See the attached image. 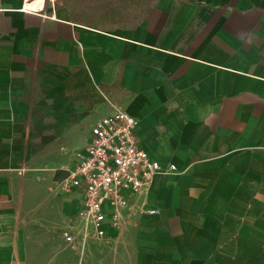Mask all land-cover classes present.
I'll use <instances>...</instances> for the list:
<instances>
[{
    "label": "crops",
    "instance_id": "obj_1",
    "mask_svg": "<svg viewBox=\"0 0 264 264\" xmlns=\"http://www.w3.org/2000/svg\"><path fill=\"white\" fill-rule=\"evenodd\" d=\"M32 1L0 0V264H30L28 173L59 181L76 166L97 86L178 170L132 195L121 229L71 249L77 263L52 264H264V0H153L105 29ZM58 194L67 227L81 196Z\"/></svg>",
    "mask_w": 264,
    "mask_h": 264
},
{
    "label": "built area",
    "instance_id": "obj_2",
    "mask_svg": "<svg viewBox=\"0 0 264 264\" xmlns=\"http://www.w3.org/2000/svg\"><path fill=\"white\" fill-rule=\"evenodd\" d=\"M23 9L35 11L27 4ZM109 104V113L92 126L87 147L76 153V166L66 178L54 182L62 196L80 193V204L63 231L65 243L80 257L90 239L104 238L108 228L121 229L132 195L146 192L158 174L178 170L176 164L164 166L141 145L134 115L117 102L109 100Z\"/></svg>",
    "mask_w": 264,
    "mask_h": 264
},
{
    "label": "rangeland",
    "instance_id": "obj_3",
    "mask_svg": "<svg viewBox=\"0 0 264 264\" xmlns=\"http://www.w3.org/2000/svg\"><path fill=\"white\" fill-rule=\"evenodd\" d=\"M61 2L68 6L69 12L76 19L105 29L133 26L151 6L153 0H61ZM105 93L107 96L117 98L114 92ZM94 94L98 119L107 113L109 108L98 86ZM46 159L51 162V158ZM34 160L39 161L37 158ZM52 161H57V158L52 157ZM40 173L30 171L28 174L31 181L27 187L29 188V185L31 187L25 188L32 196L31 203L25 204L23 210L28 261L30 264H52L54 260H70L77 263L78 257L68 249L62 235L66 227L65 218L70 211L68 205L58 194L55 180L52 177L46 181L40 180Z\"/></svg>",
    "mask_w": 264,
    "mask_h": 264
},
{
    "label": "bare ground",
    "instance_id": "obj_4",
    "mask_svg": "<svg viewBox=\"0 0 264 264\" xmlns=\"http://www.w3.org/2000/svg\"><path fill=\"white\" fill-rule=\"evenodd\" d=\"M42 2V0H35V1H32L30 3H28L27 5L30 6L31 8H37L38 5Z\"/></svg>",
    "mask_w": 264,
    "mask_h": 264
},
{
    "label": "trees",
    "instance_id": "obj_5",
    "mask_svg": "<svg viewBox=\"0 0 264 264\" xmlns=\"http://www.w3.org/2000/svg\"><path fill=\"white\" fill-rule=\"evenodd\" d=\"M147 11H148V9H147V10H145V12H144L145 14H144V15H146ZM57 179H58V178H57Z\"/></svg>",
    "mask_w": 264,
    "mask_h": 264
}]
</instances>
